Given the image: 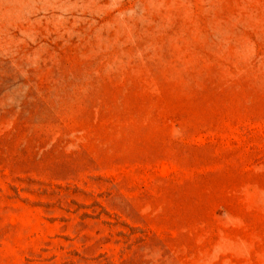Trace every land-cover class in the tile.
Instances as JSON below:
<instances>
[{
	"label": "rangeland",
	"instance_id": "1",
	"mask_svg": "<svg viewBox=\"0 0 264 264\" xmlns=\"http://www.w3.org/2000/svg\"><path fill=\"white\" fill-rule=\"evenodd\" d=\"M0 264H264V0H0Z\"/></svg>",
	"mask_w": 264,
	"mask_h": 264
}]
</instances>
